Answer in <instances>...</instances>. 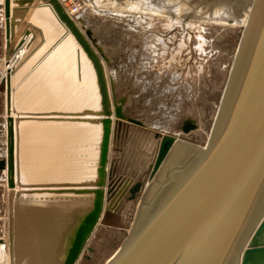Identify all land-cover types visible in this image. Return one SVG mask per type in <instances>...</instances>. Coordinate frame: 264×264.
I'll use <instances>...</instances> for the list:
<instances>
[{"label": "water", "instance_id": "1", "mask_svg": "<svg viewBox=\"0 0 264 264\" xmlns=\"http://www.w3.org/2000/svg\"><path fill=\"white\" fill-rule=\"evenodd\" d=\"M12 5L14 16L24 12L18 23ZM248 5L247 23L205 147L162 137L152 179L169 156L190 154V158L177 175L170 170L154 183L162 192L155 197L150 192L145 199L142 212L148 217L108 264H264V0H250ZM3 9L7 62L27 39L25 57L37 51L44 32L50 31L36 27L35 21L50 18L59 21L60 30L52 34L64 40L63 57L77 54L70 74L62 70L67 68L64 58L62 68L53 74L55 79L65 72L67 76L66 85L61 82L49 93L57 102L51 107L56 108L24 110L20 105L18 109L19 89L14 90L18 123L50 122L58 125L56 135L66 136L53 145L48 164L29 171L25 180L17 163L21 127L17 131V119L11 116L10 75L22 74L24 86L29 73L22 71L21 61L6 78L8 155L0 160V170L7 169L10 189L9 264H78L105 213L115 120L144 124L124 114L125 100L117 102L107 80L109 59L96 47L92 33L84 30L85 22L72 18L60 0H4ZM73 68L79 81L72 82ZM41 75L50 81L52 73ZM89 75L98 102L89 93ZM64 90L67 96L62 99ZM197 129V122L187 119L181 131L188 135ZM146 187L136 183L131 200Z\"/></svg>", "mask_w": 264, "mask_h": 264}, {"label": "rangeland", "instance_id": "2", "mask_svg": "<svg viewBox=\"0 0 264 264\" xmlns=\"http://www.w3.org/2000/svg\"><path fill=\"white\" fill-rule=\"evenodd\" d=\"M249 1L82 0L83 11L75 20L85 22L84 30L92 33L96 47L109 59L105 64L107 80L117 102L125 100L124 114L142 122L144 127L115 120L105 213L78 264H108L148 217L142 212L145 199L150 192L153 197L162 192V187L160 189L154 183L167 177L170 170L177 175L182 164L189 160L190 154L169 156L160 173L152 179L151 172L163 136H175L185 143L205 147L242 36V22L249 10ZM219 14L222 18L229 14V19L222 20ZM215 15L219 20L214 18ZM52 24L47 27L46 31L51 32H46L48 35L55 29L60 30L56 21ZM9 52L6 48L5 62ZM63 60L67 68L62 70L70 74L71 62L77 60L76 52ZM76 71L74 69L75 74ZM16 75L15 84L20 87L18 84L23 76ZM66 78L65 72L61 75L62 81H48L46 94L44 97L39 95L42 99L38 98L31 109L42 111L46 104L47 110L56 108H49V105H57L50 97L49 87L66 83ZM75 79H79L77 74L72 82ZM86 84L91 86L89 93L92 92L98 102L90 75ZM86 84L82 85L83 89ZM64 89L67 88L64 86ZM6 90L5 78L0 85V160L8 155ZM65 90L62 99L66 98ZM11 116L17 119V131L21 127L17 163L21 178L25 180L29 171L48 164L52 149L49 145L45 147V143H49L51 131H42L41 127L55 125L50 122L18 123L20 116L14 115V111ZM187 119L195 120L198 129L185 135L181 127ZM138 182H144L148 190L143 189L144 192L131 200L130 191ZM9 192L7 169L0 170V243H6L9 238ZM2 246L5 255L1 256L0 264H9L8 245L0 244Z\"/></svg>", "mask_w": 264, "mask_h": 264}, {"label": "crops", "instance_id": "3", "mask_svg": "<svg viewBox=\"0 0 264 264\" xmlns=\"http://www.w3.org/2000/svg\"><path fill=\"white\" fill-rule=\"evenodd\" d=\"M0 5H2L1 9H0V79H1L3 65H4L5 57H6V30H5V18H4V9H3L4 8V0H0ZM20 20H21V18L16 19V21H20ZM53 20L54 21H52L50 19H48V20L43 19V20H39V21L37 20V21H35L34 25L36 27L41 28L43 31H46L47 27L49 25H53L52 22L56 21L57 23H59L58 20H55V19H53ZM63 44H64V40H62L60 37H57L56 34L48 35L44 32L43 39L41 40V43L36 48L37 51L35 50L36 52L29 59H27V61H25V62L22 61L23 62L22 66H21L22 71L24 73H26V72L29 73V79H31L30 75H33L35 71H36V73H42V74L52 73V71L50 70V67L47 68V66H53V69L55 72L59 71L58 68H62V66H63L60 63V61L63 58H65V57H63L64 55L62 56V55H60V53H62V54L67 53L66 51L63 50V48H61V46ZM60 48H61V50H58ZM57 52H59V53H57ZM54 59L56 61H54ZM53 62H54V64L52 65ZM41 77H43V76H41ZM15 78L17 79V75ZM38 78H40V77H38ZM39 80H41L40 84H42V86H43V84L46 86V84L48 82L47 79H44V77H43V79H39ZM29 81H27L26 84ZM21 82L18 85L23 86V83H21ZM29 86H32V83ZM16 88H19V86H17ZM32 95H30L31 97L29 96L30 99L28 98V96H26V97L24 96L25 98H22L25 100L24 104L22 102H20L21 104H18V106L20 107V105H22L24 110H28V109H25V107L26 108H32L33 106H36L35 101H37L38 98H36L37 96L35 94H32ZM33 131H31V132H33ZM4 135H5V139H6V134H4ZM5 144H6V141H5Z\"/></svg>", "mask_w": 264, "mask_h": 264}, {"label": "bare ground", "instance_id": "4", "mask_svg": "<svg viewBox=\"0 0 264 264\" xmlns=\"http://www.w3.org/2000/svg\"><path fill=\"white\" fill-rule=\"evenodd\" d=\"M13 1V0H12ZM156 5V4H155ZM157 5H158V3H157ZM14 6V7H13ZM158 7V6H157ZM11 9H12V16L13 17H15L14 18V20L15 19H17V18H21V16L24 14V12H21V11H17L16 12V16H14V11H15V9H16V7H15V5H12L11 6ZM171 10H173V9H171ZM228 11V10H227ZM226 12V11H225ZM249 12H250V8H249V10L247 11V14H246V16H245V18H244V20H243V22H242V24L244 25V27H245V25H246V23H247V19H248V16H249ZM220 15V17L222 16V14H219ZM229 15V14H228ZM228 15L227 14H225L224 16H226V17H224V18H222L221 17V19L222 20H228L229 18H228ZM218 16V15H217ZM39 18V17H38ZM215 19H217V17H216V15H215V17H214ZM226 18V19H225ZM39 19H43V18H39ZM217 20H219V19H217ZM238 20V19H237ZM16 23H18L19 21H15ZM238 22V21H237ZM233 23H236V21H234ZM27 41H29V39H27L26 40V43L23 45V47L22 48H20L18 51H17V53L13 56V57H11V61L10 62H5V72L2 74V77H1V79H5V78H7V76L9 75L8 74V72L9 71H11V70H13L14 69V67H15V65H16V63L18 62H21V61H23L24 59H25V50H27V44H28V42ZM66 43H68L67 41H66ZM65 44H63L62 46H61V48H66V46H64ZM61 48L60 49H58V50H61ZM63 51V50H62ZM60 52V51H59ZM59 52H57V53H59ZM60 55H62L63 56V54L62 53H60ZM13 58V59H12ZM8 59V58H7ZM26 59H27V57H26ZM26 59L24 60V62L26 61ZM54 61H56L55 59H54ZM7 63H9L8 64V66H7ZM70 63V62H69ZM54 64V62L52 63V65ZM50 67V70L52 71V75L50 76V81H52V80H55V78H57V76L56 75H53V74H55L56 72L54 71V69H53V66H47V68H49ZM16 73L17 72H12L11 73V75H10V77H11V86H12V99H11V101H12V111H14V90L16 89V82H15V80H16ZM42 73H36V71L34 72V74L33 75H30V77L32 76V78L31 79H29L28 81V83L26 84V85H24V86H20L19 87V95H20V97L18 98V103L17 104H21L20 102L22 101V98L25 96H28V98H29V96L30 95H32V94H35L37 97L36 98H39V99H42V97H40V96H43L44 95V93L46 94V90H48L46 87L47 86H45L44 84H43V86H41L40 85V82H41V80H39V79H43V77H40V78H38L40 75H41ZM7 75V76H6ZM42 76V75H41ZM1 81V80H0ZM79 81V80H78ZM20 83V82H19ZM22 83V82H21ZM32 83V86H29L30 84ZM29 84V85H28ZM0 85H1V82H0ZM22 87V88H21ZM38 87V88H37ZM49 89L51 90V91H53L54 90V86L53 85H50V87H49ZM89 89H91V87H89L88 88V90ZM48 93V92H47ZM96 93V92H95ZM94 93V94H95ZM91 94H92V92H91ZM40 95V96H39ZM33 96V95H32ZM46 96V95H45ZM24 97V98H25ZM31 97V96H30ZM44 97V96H43ZM30 99V98H29ZM38 99V100H39ZM32 100V99H31ZM46 101V100H45ZM44 104H45V102H44ZM47 105V104H46ZM49 108H54V107H49ZM18 114V116H20V114L19 113H17ZM92 128V130L94 131L95 129H93V127H91ZM41 130L42 131H45V132H47V131H51V136H50V141H49V143H45V144H49V146H51L50 148L52 149L53 148V145H56L57 144V141H60V140H66V136L65 135H62V136H58V134L56 135V133H55V126H48V127H41ZM30 131H31V129H30ZM35 131H37V128H36V130ZM97 131V130H96ZM23 133V132H22ZM92 134V133H91ZM41 138V137H40ZM69 138H70V136H69ZM28 140V139H27ZM30 141V140H29ZM29 141H26V142H28V143H30ZM30 144H32L33 145V142L32 143H30ZM30 146V145H29ZM41 146H43V145H41ZM32 149V148H31ZM30 149V150H31ZM29 150V149H28ZM52 151V150H51ZM56 150H54L53 152H55ZM30 152H32V151H30ZM26 153H27V151H26ZM26 155V154H25ZM24 241V236H21V243ZM40 242V241H39ZM21 245V244H20ZM23 246V245H22ZM21 246V247H22ZM4 246H2V247H0V258H1V256L3 257L4 255H5V249L3 248ZM29 260V259H28ZM4 262H5V260H4ZM7 263H8V259H7Z\"/></svg>", "mask_w": 264, "mask_h": 264}, {"label": "built area", "instance_id": "5", "mask_svg": "<svg viewBox=\"0 0 264 264\" xmlns=\"http://www.w3.org/2000/svg\"><path fill=\"white\" fill-rule=\"evenodd\" d=\"M60 2L63 4L67 13L74 19L78 18L84 8L82 0H60ZM10 61L11 59L9 60V62ZM0 80V82H2V79Z\"/></svg>", "mask_w": 264, "mask_h": 264}, {"label": "flooded vegetation", "instance_id": "6", "mask_svg": "<svg viewBox=\"0 0 264 264\" xmlns=\"http://www.w3.org/2000/svg\"><path fill=\"white\" fill-rule=\"evenodd\" d=\"M183 126V125H182ZM182 128V127H181Z\"/></svg>", "mask_w": 264, "mask_h": 264}]
</instances>
